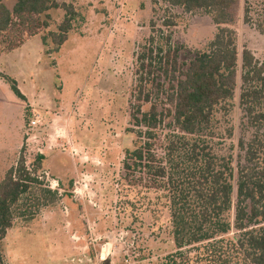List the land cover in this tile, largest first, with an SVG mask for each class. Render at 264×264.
Instances as JSON below:
<instances>
[{
  "label": "rangeland",
  "instance_id": "rangeland-1",
  "mask_svg": "<svg viewBox=\"0 0 264 264\" xmlns=\"http://www.w3.org/2000/svg\"><path fill=\"white\" fill-rule=\"evenodd\" d=\"M54 1L76 12L68 41L53 44L50 34L66 11L52 10L47 29L0 56V185L21 156L30 169L37 155L45 156L33 174L42 186L33 187L1 242L5 264H171L179 251L169 210L157 193L131 190L124 179L126 152L138 145L131 125L137 57L146 46L180 47L186 69L219 27L206 11L165 0ZM231 11L238 88L207 134L218 154H232L237 171L244 156L239 140L252 134L240 107L242 53L248 49L264 63V0H236ZM207 253L205 244L184 248L177 264H209Z\"/></svg>",
  "mask_w": 264,
  "mask_h": 264
},
{
  "label": "trees",
  "instance_id": "trees-1",
  "mask_svg": "<svg viewBox=\"0 0 264 264\" xmlns=\"http://www.w3.org/2000/svg\"><path fill=\"white\" fill-rule=\"evenodd\" d=\"M14 1L10 9L0 0V56L47 29L52 10L66 11L59 31L50 34L53 44L61 47L68 41L76 15L72 5ZM165 1L187 12L206 11L219 30L209 49L197 52L186 69L180 62V47L146 46L138 55V84L131 104L138 145L125 155L126 185L157 193L155 199L169 210L179 251L169 257L171 264H177L184 248L201 244L207 247L209 264H264V63L248 49L243 51L240 107L252 134L239 140L244 156L236 171L232 154H218L207 134L217 113H228L238 88L236 32L228 28L234 23L231 10L236 0ZM259 28L264 33V20ZM13 91L22 97L17 88ZM145 105H150L147 111ZM44 160L37 155L30 169L21 156L0 185V264H5L1 242L17 212L33 187L42 186L33 174L42 169ZM231 233L233 237L227 238Z\"/></svg>",
  "mask_w": 264,
  "mask_h": 264
},
{
  "label": "built area",
  "instance_id": "built-area-1",
  "mask_svg": "<svg viewBox=\"0 0 264 264\" xmlns=\"http://www.w3.org/2000/svg\"><path fill=\"white\" fill-rule=\"evenodd\" d=\"M38 123H39V121H37V120H34V121H32V122H31V125H32V126H37V125H38Z\"/></svg>",
  "mask_w": 264,
  "mask_h": 264
}]
</instances>
